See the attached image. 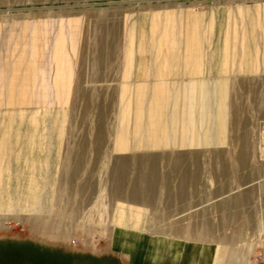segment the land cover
<instances>
[{
	"label": "rangeland",
	"instance_id": "obj_1",
	"mask_svg": "<svg viewBox=\"0 0 264 264\" xmlns=\"http://www.w3.org/2000/svg\"><path fill=\"white\" fill-rule=\"evenodd\" d=\"M228 1L245 7L263 0ZM193 2L0 0V67L5 72L0 89V143L8 144L0 152V264H176L191 255L172 241H140L121 232L115 240L119 247L114 245L110 236L121 225L116 222L118 215L136 211L121 208L123 193L114 186L121 169L131 173V186L145 183L148 191L150 181L160 180L163 198L169 194L166 190L190 178L194 184L210 182L212 189L219 184L228 190L236 184L258 188L256 208H189L177 217L173 212L186 208L151 206L138 209L141 216L135 215L141 222L128 226L190 239L178 241L183 244H211L240 263L264 264L260 247L264 225L255 230L256 213L264 219L263 75L245 73L250 65L240 64L244 72H238L240 77L234 80L229 147L193 159L163 153L121 154L129 133L135 81L192 73L187 65L170 62L172 57L178 59V53L167 46L176 40L171 39L170 28L160 23L169 19L163 14L168 13L166 9ZM76 12L81 26L77 24L75 38L74 22L69 20ZM34 22L49 24L47 29L41 24L35 28V38L41 43L47 36L50 39L42 60L46 72L39 73L46 79L38 82L40 91L43 82L49 84L52 96L47 103H38L36 96L31 105L11 104L14 61L17 55L25 61ZM57 48L65 53L66 74L72 78L60 98L54 88L62 64L55 56ZM177 168L193 175H178ZM138 169H145V174L135 172ZM123 248L130 250L131 260ZM249 250L253 254L248 256ZM221 257L216 256L215 264H223Z\"/></svg>",
	"mask_w": 264,
	"mask_h": 264
},
{
	"label": "crops",
	"instance_id": "obj_2",
	"mask_svg": "<svg viewBox=\"0 0 264 264\" xmlns=\"http://www.w3.org/2000/svg\"><path fill=\"white\" fill-rule=\"evenodd\" d=\"M190 1H194L193 4L186 7L166 9L168 13L164 11L163 14L169 16V23L165 19V24L160 23V26L165 25L170 28L171 39L176 40L167 46L172 50L177 48L178 53V59L172 57L170 62L185 64L188 67L187 70L192 73L164 78H140L135 81L132 89L129 133L126 147L121 152L123 155L163 153V155L170 154L183 159H193L203 157L211 150L229 147L232 143L231 129L235 109L233 104L234 80L240 77L236 74L245 70V73L252 76H264V0L245 7L241 3L231 4L228 0ZM69 22L70 24L74 22L73 29L76 38L78 25L81 26L77 12ZM158 22L159 20L156 19L155 24L159 25ZM40 24L41 22L32 24L34 27L33 40L25 61L18 55L15 58L10 85L14 89L12 92L14 99H11V104L31 105L36 102V96H39L38 103H47L48 96H52L51 86L47 83L43 82L44 88L42 91L39 90L40 83L46 79L45 76L39 75V73L46 72L44 65L46 62L42 60L50 47L49 36L43 39L42 43L40 39L35 38V28L39 29ZM43 24L41 26L47 29L49 24ZM165 31L168 32V30ZM246 39L252 40L253 43L248 44ZM74 41L76 44V39ZM153 46L157 49L160 45L155 43ZM55 56L62 62L57 69V82L54 86L60 98L66 95V89L71 86L72 78L67 77L64 66L67 63L64 61L66 56L62 49L57 48ZM240 64L250 66L240 71ZM40 69H42L41 72ZM22 71L25 75H21ZM3 73H5L4 69L0 67V89L3 88ZM39 80H41L40 83ZM0 105H2L1 100ZM177 169L178 175L187 174L189 177L193 175L190 171L181 173L185 168ZM135 172H142L144 175L146 170L138 169ZM142 173L139 175L142 176ZM119 174L120 181L116 179L115 185L111 184L119 186L123 193L122 202H120L122 206L119 205L121 208H135L136 211H131L130 214L122 211L123 214L120 215V213L118 220H115L121 224L112 230L110 236L116 247L119 246L115 240L118 232H121L123 236L135 240L172 241L184 246L187 251L191 252V255L182 260L179 259L176 264H181L183 261L187 264H215L217 255L219 259L220 255L222 256L223 264H256L255 261L250 260L240 263L232 259V254H224V251L221 252L220 248L211 244H183L178 241L190 239L183 236L152 233L143 228L128 226V224L140 223L141 220L138 219L140 217L135 215L141 216V211L138 209L151 206L186 208V210L173 212L177 217L186 214L189 208H256L259 205L258 188L250 184H236L229 191L227 187L223 188L219 184L212 189L210 182L201 185L194 184L190 178L178 183L176 188L168 189L167 185L166 193L170 195L163 198L161 193H164V190L161 188V181L157 178L150 181L152 189L148 191L145 183L137 184L136 187L131 186V173L126 169H121ZM210 191L215 193L211 195ZM150 192L153 195L150 196ZM157 194L160 196L158 197ZM258 214L259 212L256 213L257 216ZM257 216L255 230L260 231L263 228L264 219L261 214L260 219ZM261 232L264 233L263 230ZM259 238L258 235L255 239ZM260 245L264 249V244ZM123 249L128 250L131 260L130 250ZM247 252L248 256L253 254L250 250ZM191 260L196 261L194 263ZM137 261L134 259V262ZM169 263L166 261L161 264Z\"/></svg>",
	"mask_w": 264,
	"mask_h": 264
},
{
	"label": "bare ground",
	"instance_id": "obj_3",
	"mask_svg": "<svg viewBox=\"0 0 264 264\" xmlns=\"http://www.w3.org/2000/svg\"><path fill=\"white\" fill-rule=\"evenodd\" d=\"M8 144L6 140H2L0 143V152L7 150Z\"/></svg>",
	"mask_w": 264,
	"mask_h": 264
}]
</instances>
